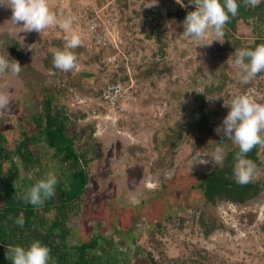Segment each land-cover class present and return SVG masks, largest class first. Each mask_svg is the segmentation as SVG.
Listing matches in <instances>:
<instances>
[{"label":"rangeland","instance_id":"rangeland-1","mask_svg":"<svg viewBox=\"0 0 264 264\" xmlns=\"http://www.w3.org/2000/svg\"><path fill=\"white\" fill-rule=\"evenodd\" d=\"M183 4L176 0H50L58 17L71 18L72 30L84 41L81 51L74 50L78 62L72 72L52 69V50L63 48L68 32L58 26L41 34L4 31L0 54L7 52L13 59L8 44L17 41L23 70L18 77L0 76V90L13 96L11 110L0 118V130L7 148L13 149L21 139L20 130L30 129L26 114L39 104L42 88L57 91L58 87L59 103L75 115L78 124L93 126L92 138L82 142L101 155L87 167L90 190L83 203L90 212L81 223L84 231L105 215L122 212L124 218L130 217L141 207V215L155 217L157 223L148 233H140L138 241L158 264H264V187L244 204L207 201L193 184L198 176L221 169L225 159L219 166H191L197 155L210 157L221 147L226 157L233 149L232 142L221 139L215 130L229 111L224 103L240 94L264 103V72L242 84L235 76V50L226 51L216 41L195 47V42L185 39L184 17L176 12L179 8L191 11L193 6L188 0ZM10 17L11 10L0 7V25L7 26ZM254 25L252 20L238 22L233 35L238 49H252L256 40L264 43V31L254 30ZM151 28L161 33V42L155 41ZM46 59L51 66L44 64ZM28 67L39 70L45 79H35ZM64 82L66 91L59 90ZM108 82L124 86L115 108L101 98ZM203 105L208 125L200 131L196 120ZM80 112L84 117H77ZM211 124L215 126L210 128ZM171 140L175 141L169 144ZM256 156L260 164L255 165L253 181L261 182L264 148L257 147Z\"/></svg>","mask_w":264,"mask_h":264},{"label":"trees","instance_id":"trees-1","mask_svg":"<svg viewBox=\"0 0 264 264\" xmlns=\"http://www.w3.org/2000/svg\"><path fill=\"white\" fill-rule=\"evenodd\" d=\"M187 12L188 8H179L176 16L185 18ZM249 20L256 23L254 30L260 28L264 31V0L255 8L240 4L238 15L226 26L223 49H238V42L233 37L237 24L239 21ZM150 30L155 41L161 42V33H157L154 28ZM259 43L260 40H256L252 49ZM17 45V41L8 44L12 57L19 61ZM76 51H81V47ZM51 58L53 59V54ZM48 61L46 59L44 64L51 66ZM27 69H30L39 81L46 77L36 68ZM52 69L56 70L55 67ZM56 89L57 91L53 87L42 88L39 104L32 108V112L28 111L26 114V125L30 127L31 132L21 129V139L13 149L7 148L8 141L0 130V264H12L5 255L8 245L27 248L33 240H39L51 249L50 264H93L95 256H98V251L102 249L104 241L99 233L101 230L97 229L98 222L91 225L88 231H84L81 226L83 219L88 220L86 214L90 212L83 203V198L90 190L87 167L92 158L101 156L97 148L82 142L83 138H92L93 126L89 123L78 124L75 115H70L67 107L59 103L58 87ZM60 89L66 91L65 82ZM215 89L218 90L219 86H213V90ZM198 114L200 118L196 120L199 122L197 127L204 131L208 125L204 105ZM84 115L80 112L77 117ZM213 126L215 125L211 124L210 128ZM181 135L179 130L176 136L179 139ZM174 141L171 140L169 144ZM237 151L238 148L234 146L228 151L221 169L202 174L195 180L193 188L202 191L207 201L225 199L233 203H243L263 189L264 181H252L245 185L236 183L233 178V166ZM247 158L255 165L260 164L256 148L247 154ZM49 172H55L58 177L55 196L39 208L26 203L23 196L27 189ZM21 215L24 225L18 227L14 221ZM73 218L79 226L68 229V223ZM116 233L117 231H113V235ZM108 263L115 264L108 260L103 264Z\"/></svg>","mask_w":264,"mask_h":264},{"label":"clouds","instance_id":"clouds-1","mask_svg":"<svg viewBox=\"0 0 264 264\" xmlns=\"http://www.w3.org/2000/svg\"><path fill=\"white\" fill-rule=\"evenodd\" d=\"M176 2L182 7L185 6L183 0ZM241 3L245 7L255 8L260 5L261 0H239V2L223 0V3L221 0H188L193 10L187 12L182 21L183 37L195 42V47L211 46L213 41L223 44L226 26L238 15ZM0 7L11 10V17L5 21L7 26L5 23L0 25V34L9 29H14L17 35L31 32L41 34L55 26L68 32L63 48L52 50L53 66L62 72H72L77 69L78 56L74 50L81 47L84 41L80 34L72 30L71 18L58 17L50 6V0H0ZM21 38L20 45L23 47V37ZM233 63L236 68V78L242 84L251 82L258 74L264 72V43L258 44L254 49L236 50ZM22 70L23 66L16 59H10L7 52L0 54V76L18 77ZM197 92L202 93V91ZM216 98L219 97L208 99ZM12 102L13 96L10 91L0 90V118L11 110ZM224 106L229 111L223 118L222 124L215 130L221 139L230 140L238 148L234 155L233 178L236 183L245 185L252 182L256 175V166L247 158V154L254 148H264V103L257 102L249 95L240 94L236 95L229 104L224 103ZM224 159L223 148L217 147L210 157L201 158L199 155L194 157L191 166L209 163L219 166L223 164ZM57 183L56 173L49 172L27 189L23 200L34 207H43L47 200L55 196ZM233 204H244V202ZM14 223L18 227H23V216L18 217ZM50 253L51 249L47 245L39 240H33L27 248L8 245L5 255L12 264H50L52 260Z\"/></svg>","mask_w":264,"mask_h":264},{"label":"crops","instance_id":"crops-1","mask_svg":"<svg viewBox=\"0 0 264 264\" xmlns=\"http://www.w3.org/2000/svg\"><path fill=\"white\" fill-rule=\"evenodd\" d=\"M94 222L96 223L98 221L94 220ZM69 224L71 227H69ZM78 224L79 223L73 218L72 221L68 223L67 228L72 229ZM97 229L101 230L99 228ZM99 233L102 235L104 243L102 244V249L98 251V256H95L93 264H103L106 263L107 260L109 262H115V264H158L156 260L152 259L148 253L143 250L144 244L142 242L128 237L123 240L120 239L115 241L112 228L109 233L103 230ZM113 242H117V244L113 245ZM113 249H117V251L115 252Z\"/></svg>","mask_w":264,"mask_h":264},{"label":"flooded vegetation","instance_id":"flooded-vegetation-1","mask_svg":"<svg viewBox=\"0 0 264 264\" xmlns=\"http://www.w3.org/2000/svg\"><path fill=\"white\" fill-rule=\"evenodd\" d=\"M140 208L137 207V209L139 210L137 209L135 210V212H137L136 214L132 213L130 217H125L127 219L123 217L122 212L113 215L112 216L113 218L111 216L106 218L107 216L105 215V217L103 216L101 221H98L97 228L105 231L106 233H109L111 228L112 231H117L114 238L115 241H118L120 239L123 240L126 239L127 237L133 238V240H137V241L142 240L140 233L144 231L148 233L149 230L151 229V225L157 223L156 222L157 219H155V217L152 216L150 217L142 216L140 213L141 211ZM180 208H182V205L180 206ZM90 223L93 224L92 222ZM125 224H129V225L128 227L123 228V225ZM113 244H117V242H113ZM114 251L116 252L117 249H115Z\"/></svg>","mask_w":264,"mask_h":264},{"label":"built area","instance_id":"built-area-1","mask_svg":"<svg viewBox=\"0 0 264 264\" xmlns=\"http://www.w3.org/2000/svg\"><path fill=\"white\" fill-rule=\"evenodd\" d=\"M98 41L102 43L101 40H99V38ZM112 59L113 58H111L110 55L107 57L108 61ZM123 92H124V86L120 82L117 83L108 82L104 87V89L102 90L101 98L111 106L113 105V108H115L119 102V99L123 96ZM147 247H148L147 249H150L149 245Z\"/></svg>","mask_w":264,"mask_h":264}]
</instances>
